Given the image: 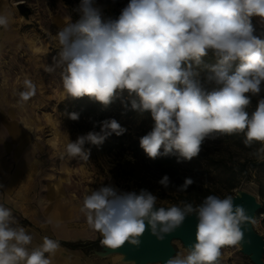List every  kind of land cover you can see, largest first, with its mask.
Masks as SVG:
<instances>
[{
	"label": "clouds",
	"instance_id": "clouds-1",
	"mask_svg": "<svg viewBox=\"0 0 264 264\" xmlns=\"http://www.w3.org/2000/svg\"><path fill=\"white\" fill-rule=\"evenodd\" d=\"M77 11L80 18L69 19L54 36L58 51L45 67L50 74L60 69L64 98L88 97L105 107L120 100L125 110L150 113L151 130L139 145L151 159L191 161L206 140L232 134H243L245 147L258 143L252 155L264 159V0H128L115 18L103 17L96 0H80ZM253 18H259V31ZM10 22L0 13V28ZM210 53L213 63L205 61ZM36 93L26 78L18 103ZM253 97L257 104L249 111ZM68 118L78 121L80 113ZM91 122L93 130L67 143L68 157L88 161L86 143L99 147L127 131L115 118ZM158 183L167 188L169 176ZM193 183L185 178L179 190ZM80 212L100 234V244L112 250L126 243L138 248L146 227L163 241L195 214L196 243L186 258L166 264H220L222 249L241 246L244 225L251 222L231 195H208L196 207H157L150 191L112 186L85 194ZM33 240L12 209L0 204V264H53L59 241L44 236L30 250Z\"/></svg>",
	"mask_w": 264,
	"mask_h": 264
},
{
	"label": "rangeland",
	"instance_id": "rangeland-1",
	"mask_svg": "<svg viewBox=\"0 0 264 264\" xmlns=\"http://www.w3.org/2000/svg\"><path fill=\"white\" fill-rule=\"evenodd\" d=\"M24 2L30 8L25 19L17 10L16 3ZM80 0H0V13L11 17L7 29L0 28V134L18 137L24 134L32 136L33 154L28 158V166L33 169L34 189L47 204L50 199L64 203L67 209L80 213L82 235H100L91 229L80 212L85 194L98 190L102 186H112L122 192H136L141 189L150 191L157 197V204L183 207V199L194 195L208 194L224 198L244 189L257 197L264 205V198L258 192L253 179L237 178L235 188H226V178L236 173L237 161L245 157L255 158L252 153L259 148L245 147L243 134L223 135L215 140H206L199 155L191 161L177 162L174 174L164 173L153 165L143 161H131L121 152L110 155L92 153L88 161L79 157L70 158L65 153L69 141H75L81 135L78 124L72 123L63 115L58 106L70 100L65 96L60 78V69L54 73L45 71L53 63L58 43L54 39L60 27L70 19L80 18L77 11ZM128 0H96L102 16L115 18ZM31 79L37 86L36 95L26 104L18 103V92L23 81ZM264 96V92L261 93ZM1 142L3 149H8ZM14 144V143H13ZM87 149V148H86ZM225 163L224 166L223 163ZM11 164H16L12 159ZM170 178L165 188L158 183L164 176ZM237 177V176H236ZM185 178L194 183L185 191L179 186ZM78 212V213H77ZM255 219L254 227L264 236L262 219ZM177 252L186 256V250L178 240L174 241ZM177 252L172 258H177ZM220 264H252L248 257L240 252L239 246H226L222 249Z\"/></svg>",
	"mask_w": 264,
	"mask_h": 264
},
{
	"label": "crops",
	"instance_id": "crops-1",
	"mask_svg": "<svg viewBox=\"0 0 264 264\" xmlns=\"http://www.w3.org/2000/svg\"><path fill=\"white\" fill-rule=\"evenodd\" d=\"M259 22V18H255ZM20 138L11 134H0V143L6 142L8 149L0 145V204L10 207L19 221V225L34 235V248L42 242L44 236H49L60 243V248L53 257V264H128L119 261V255L105 258L92 256L80 249H71L61 244L68 242H87L97 240L93 235H82L80 213L75 209H67L64 203L44 199L35 194L33 169L28 166V158L33 154L32 136L24 134ZM14 143V144H13ZM12 159L16 164H11ZM78 213V212H77ZM51 221V223H47ZM177 258H186L177 252Z\"/></svg>",
	"mask_w": 264,
	"mask_h": 264
},
{
	"label": "trees",
	"instance_id": "trees-1",
	"mask_svg": "<svg viewBox=\"0 0 264 264\" xmlns=\"http://www.w3.org/2000/svg\"><path fill=\"white\" fill-rule=\"evenodd\" d=\"M253 24L256 25L259 31L260 25L255 18H253ZM205 61L208 63L214 62V57H212L211 53L208 57L205 58ZM257 100L258 97L252 98V104L249 107V111H252L254 109L257 104ZM58 110L67 117L68 113H80V119L78 121L72 120V123L78 124V127L81 130V135L87 134V132L93 130V123L91 121H102L106 118H115L123 127L127 129V131L119 137L113 134L111 137L107 138L105 142L99 147L86 143L84 146L85 149H90L92 153H98L100 155H110L113 154V152H121L125 156H129L131 161L137 160L147 162L161 172L174 174V172L171 173V171H174L176 169L177 158L175 156L151 159L146 155V153L139 145V139L151 130L153 122L151 120L150 113L145 112L141 114L134 110H131L130 108L129 110H125L122 107L120 100H117L111 105L105 107L99 102L94 101L88 97H71L70 100L60 103L58 106ZM95 130L99 131V128L97 127ZM224 165L225 163H223L222 166ZM235 169L237 170L236 173H232L226 178V188H228V190L235 188L238 177L253 179L255 184L258 186L260 197L264 198V159H252V157H245L243 161H237V167ZM207 196L208 194L206 193L194 195L191 199H183L182 204L184 205L185 203H190L193 205V207H196L197 205L201 204L204 198ZM260 213H264L263 204L261 209L256 213V218ZM61 244L68 248L80 249L85 252L89 251L93 247L99 248L101 246L100 238L87 242L62 241Z\"/></svg>",
	"mask_w": 264,
	"mask_h": 264
},
{
	"label": "water",
	"instance_id": "water-1",
	"mask_svg": "<svg viewBox=\"0 0 264 264\" xmlns=\"http://www.w3.org/2000/svg\"><path fill=\"white\" fill-rule=\"evenodd\" d=\"M16 8L25 19L28 17L30 8L23 1L16 3ZM232 196L234 203L242 205L251 217V222L246 223L243 228L244 239L241 246H239L240 252L248 257L252 264H264V236L257 232L252 224L256 213L261 209L262 205L254 194L244 189H237ZM161 206L168 207L157 204V207ZM197 223L195 214H192L186 217L178 229L167 234L163 241L158 240L152 235L150 228L146 227V231L141 237V245L138 248L127 243L116 250L108 249L101 245L99 248H91L87 253L99 258L119 255V261L121 263L131 261L134 264H166V261L172 258L177 252L174 245L175 240H178L186 250H191L192 245L196 243ZM98 238L101 239L100 235Z\"/></svg>",
	"mask_w": 264,
	"mask_h": 264
},
{
	"label": "built area",
	"instance_id": "built-area-1",
	"mask_svg": "<svg viewBox=\"0 0 264 264\" xmlns=\"http://www.w3.org/2000/svg\"><path fill=\"white\" fill-rule=\"evenodd\" d=\"M259 216H260V217H259L258 219H262V220H263V223H264V213H260ZM255 219H257V218L255 217ZM255 219H254L253 222H252L253 227H254V224H255V223H254V222H255ZM254 228H255V227H254Z\"/></svg>",
	"mask_w": 264,
	"mask_h": 264
}]
</instances>
